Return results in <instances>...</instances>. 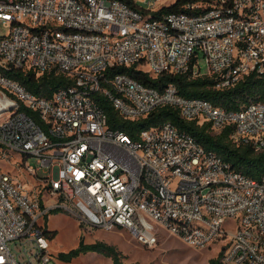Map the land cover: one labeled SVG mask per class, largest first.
<instances>
[{
    "label": "built area",
    "instance_id": "built-area-1",
    "mask_svg": "<svg viewBox=\"0 0 264 264\" xmlns=\"http://www.w3.org/2000/svg\"><path fill=\"white\" fill-rule=\"evenodd\" d=\"M131 1L0 0L10 31L0 37V159L10 166L0 171V264L50 263L43 220L52 210L83 230H126L148 247L158 243L153 221L190 248L219 242L221 264H264V177L232 170L170 123L133 141L108 128L93 98L104 95L129 121L172 106L214 133L231 127L234 144L264 152V103L229 111L184 98L173 84L159 92L110 74L130 66L153 78L189 73L214 77L219 89L261 74L264 0H214L198 14L159 18L152 13L178 0ZM27 69L72 83L37 97L8 76ZM13 243L24 248L17 256Z\"/></svg>",
    "mask_w": 264,
    "mask_h": 264
},
{
    "label": "trees",
    "instance_id": "trees-1",
    "mask_svg": "<svg viewBox=\"0 0 264 264\" xmlns=\"http://www.w3.org/2000/svg\"><path fill=\"white\" fill-rule=\"evenodd\" d=\"M123 1L134 6L131 0ZM212 1L214 0H178L174 4L164 6L158 12L152 13V17L159 18L161 13L198 14L207 10V4ZM189 2L198 5V7L190 11L185 7ZM117 73L127 74L140 84L159 92L163 91L169 84H173L177 88L178 94L184 98L206 100L216 107L229 111L240 110L250 103H264V72L261 74L250 73L233 86L222 89L217 88V80L209 76L193 78L189 73L175 75L164 73L153 78L137 69L136 66L115 67L110 70V74ZM8 76L19 82L29 93L45 99H50L59 88L72 83L67 76L55 71L38 75L32 69L16 70L10 71ZM93 98L105 114L108 128L127 134L133 141H137L140 133L144 130L170 123L178 131L190 135L205 151L212 152L220 157L232 170L254 180H260L264 177V152L255 153L250 145L234 144L230 138L231 127L223 129L220 133H214L209 123L199 125L196 121H187L180 116L177 108L172 106L159 107L145 118L129 121L119 115L104 95L96 93ZM22 110L33 115L24 108ZM59 212L61 211L52 210L50 214ZM119 230L122 229L119 228ZM56 233L55 230L50 231L47 228L49 239H53ZM87 253L100 254L109 258L112 264H124L122 261L123 255L113 245L100 241L85 243L83 238H80L76 248L68 254H62L61 257L67 260ZM221 255L220 252L216 258L210 259L208 264H221Z\"/></svg>",
    "mask_w": 264,
    "mask_h": 264
},
{
    "label": "rangeland",
    "instance_id": "rangeland-1",
    "mask_svg": "<svg viewBox=\"0 0 264 264\" xmlns=\"http://www.w3.org/2000/svg\"><path fill=\"white\" fill-rule=\"evenodd\" d=\"M9 29L0 23V37L8 36ZM200 71L206 73L208 70L204 58H200ZM33 165H38L33 161ZM10 169L7 162L0 159V171ZM45 222L50 231H56V236L50 239L49 251L51 261L48 264H112L109 258L97 253L81 254L63 259L62 254H68L76 248L80 238L85 243L97 241L113 245L123 255L124 264H208L210 259L216 258L221 251L222 244L214 243L207 249H194L188 247L180 238L170 233L164 226L150 221L158 226V243L153 247L140 244L126 230L102 231L98 229L83 230L79 228L77 219L70 213L61 211L57 214H49ZM48 219V220H47ZM11 251L16 256L24 248L10 245ZM22 256V255H21ZM26 258L24 255L22 256Z\"/></svg>",
    "mask_w": 264,
    "mask_h": 264
},
{
    "label": "crops",
    "instance_id": "crops-1",
    "mask_svg": "<svg viewBox=\"0 0 264 264\" xmlns=\"http://www.w3.org/2000/svg\"><path fill=\"white\" fill-rule=\"evenodd\" d=\"M48 222V221H47Z\"/></svg>",
    "mask_w": 264,
    "mask_h": 264
}]
</instances>
